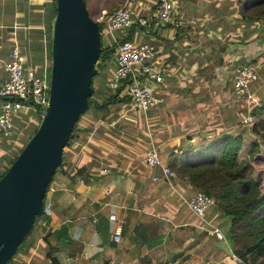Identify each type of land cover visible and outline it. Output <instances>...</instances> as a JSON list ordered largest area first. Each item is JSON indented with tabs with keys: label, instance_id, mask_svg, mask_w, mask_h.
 <instances>
[{
	"label": "crops",
	"instance_id": "crops-1",
	"mask_svg": "<svg viewBox=\"0 0 264 264\" xmlns=\"http://www.w3.org/2000/svg\"><path fill=\"white\" fill-rule=\"evenodd\" d=\"M241 1L175 0L173 22L159 33L142 36L137 26L129 32L117 33L122 39L137 37L157 45V64L166 81L156 86L155 93L162 102L150 111L156 110L152 119L161 125L154 139L159 148L169 146L170 154H164L166 162L163 160L168 165L187 150H199L224 134L245 133L244 128L249 126L244 122L246 114L243 118L227 114L223 123L220 118L209 120L206 112L212 108L211 103L192 100L191 105L185 98L189 96L186 92L195 95V90L202 92L199 86L204 87V79L193 82L191 79L200 65L198 57L189 62L195 51L187 46L192 30L200 37L209 31L242 28L246 31V36L239 38L240 45H244L242 53L230 57L218 68L222 84L214 93L228 113L236 112L239 105L234 100L233 70L257 56L263 57L259 67L264 70V18L255 22L243 20ZM158 2L135 0L136 12L150 15ZM55 10L54 0H0V88L7 80L6 63L15 46L20 47L27 65L37 70L51 61ZM111 42L106 41L105 46ZM104 61L102 69L107 66L111 78L114 52L112 58ZM98 80V87L93 83L95 94L99 95L96 101L104 103L115 93L108 87V81L104 89ZM175 81L185 83L190 90L176 94L170 87ZM254 84L253 96L259 88ZM210 93L214 97L213 90ZM15 133L17 128L10 136L0 133V175L8 167L7 162L12 161ZM95 150L88 152L83 162L76 161L72 152L65 155V164L56 172L46 195L45 214L40 218L44 224L36 223L28 239L29 249L17 252L10 264H52L50 252L60 264H240L234 259L237 247L230 238L229 224L217 206L213 205L204 218L188 207L186 199L199 192L190 183L177 178L173 188L164 179L153 180L154 176L161 178L162 171L147 166L144 158V165L139 166L122 159L114 163L105 150L99 153ZM105 168L107 173L103 172ZM111 213L123 224L119 243L113 240L115 222L109 219ZM214 227L220 228L226 239L210 234L208 230ZM240 258L244 264H251L248 256Z\"/></svg>",
	"mask_w": 264,
	"mask_h": 264
},
{
	"label": "water",
	"instance_id": "water-1",
	"mask_svg": "<svg viewBox=\"0 0 264 264\" xmlns=\"http://www.w3.org/2000/svg\"><path fill=\"white\" fill-rule=\"evenodd\" d=\"M50 97L36 132L0 179V264H9L44 210L56 169L75 124L92 104L102 30L86 0H56ZM30 102V101H29Z\"/></svg>",
	"mask_w": 264,
	"mask_h": 264
},
{
	"label": "built area",
	"instance_id": "built-area-1",
	"mask_svg": "<svg viewBox=\"0 0 264 264\" xmlns=\"http://www.w3.org/2000/svg\"><path fill=\"white\" fill-rule=\"evenodd\" d=\"M176 14L175 0H159L156 9L150 15L136 12L135 0H125L118 8L107 11L97 20L105 25V30L111 36L114 50L115 69L108 81V87L117 91L119 96L131 98L134 106L147 113L162 102L155 93L156 86L166 81L163 70L158 66V48L152 41H143L137 37L122 39L118 32H129L133 27L141 29L142 36H150L159 28H165L173 22ZM45 65V66H44ZM41 69L27 65L26 57L19 46L12 49L10 60L6 63L7 80L0 88V133L10 136L15 127V117L27 110L41 117L50 97L51 62L45 63ZM259 79L258 69L250 63L238 65L234 71V100L253 102L251 88ZM30 101V102H29ZM254 104V105H255ZM262 102H258L260 106ZM30 119L33 117L30 116ZM244 122L248 125L255 123L252 115H247ZM144 162L150 168H160L162 176H154L153 180L164 179L175 188L174 181L178 178L176 172L163 161L159 150L152 146L144 155ZM107 169H103L107 173ZM186 203L196 216L204 218L207 211L214 205L213 198L199 191L187 198ZM109 219L115 222L113 240H122L123 224L116 214H109ZM44 224L43 220L37 221ZM219 239H226V234L218 227L208 230Z\"/></svg>",
	"mask_w": 264,
	"mask_h": 264
},
{
	"label": "rangeland",
	"instance_id": "rangeland-1",
	"mask_svg": "<svg viewBox=\"0 0 264 264\" xmlns=\"http://www.w3.org/2000/svg\"><path fill=\"white\" fill-rule=\"evenodd\" d=\"M124 1L125 0H86V4L91 16L95 20H98L104 10L110 12L111 10L118 8L120 4L122 5ZM100 26L102 30V43L105 45L106 41L111 42L112 39L105 30V25L101 23ZM194 32L195 30L191 31L189 39L190 43L187 45L195 50L194 54L192 53L191 57H189V62L190 60H195L198 57L200 65L196 69L198 75L196 72L191 79L192 82L204 79V87L199 86L198 89H201L202 92H197V90H195V95H192L190 92H186V95H189L187 97L184 96L185 98H188L186 99L187 102L189 100L191 105L192 100H199L200 102L204 101L205 103L208 102V104L211 103L212 108L208 109L206 117L209 120H217L216 118H220V123L224 122L227 114L238 118H243V115L245 114L246 115L244 117H246L249 114L254 117L255 122L260 118H263L264 111L261 110V107H256L259 106V101L264 103V70H261L262 67H259V64H262L261 61H263L262 56H257V59L250 58L246 61L247 63L254 65L256 69H258L259 73V79L255 83L259 85V88L256 89L258 94H254L253 99V102L257 101L256 104L244 101L239 103L238 107H236V112L230 110V113H228V110L225 111L227 108L222 106L216 97V93H214L216 88L219 89V86H221L220 84H222L219 79L218 68L225 65L230 57L239 55L243 51L242 48L244 45H240L241 41H239V38H244L246 36L245 29H226L216 31L215 33H210L209 31L208 33L205 32L203 37L196 35ZM262 33H264V30ZM255 39L256 38L254 37L253 40L255 41ZM110 45L112 46V42ZM50 62L51 61H49V63ZM104 62L105 61H103V63ZM46 63H48V61ZM103 63L102 61L99 63V73L93 81L94 85L98 87V79H100L101 84L105 89V84L109 81L110 74H107V66H103V69H105H102ZM181 63H183V65L184 63L186 64L184 61H181ZM41 67L39 69H41ZM229 75H231V73H229ZM185 81L187 82V80ZM170 87H172V90L176 94L180 95L185 93L184 91L190 90V88H187L185 83H181L180 81L171 83ZM212 90L214 97L210 93ZM113 93H115V91H113ZM96 96L98 97L99 95L94 94V100H96ZM122 97L123 96H118V99H113L107 104L105 110H101L99 112V116L106 114V117L102 120L98 119L95 105L92 104L90 106L79 122V126L82 130H84L81 133L78 132V140L76 139V142H74L70 147L64 149L65 155L72 152L77 158L76 161L81 159V162H83V158L89 154L88 152L91 153L94 149H96L98 153L105 150L108 156L113 158L114 163L115 160L122 159L123 162L128 161L131 165L135 164L139 166L144 165L143 158L145 152L151 145H155L158 147L163 160H166L164 154L167 156L170 154V150L168 149L169 146L164 144L162 145L163 147L159 148V143H157V140L153 137L156 136V132L160 130L159 126H161L152 119V117L157 115H153L156 110L145 113L135 107L133 102L120 100ZM181 99L182 98H180V103ZM99 101H102V98H100ZM212 110L215 111L213 112ZM32 115V111L27 110L25 113L15 117V127L17 128L18 133H15L12 139V159L18 155L21 148L27 143L28 139L33 134L34 129L39 124L41 117L36 115L33 119H29ZM235 124H237V122H235ZM251 127L252 125H249L248 127H245L244 130L249 132ZM253 139H258V137L253 136ZM261 148L264 152V142L262 143ZM244 156L245 154L242 153L241 157ZM110 162L109 164H111ZM9 163L10 162L8 161L6 166H9ZM258 173L263 175L264 178V165L262 167L256 166V174ZM234 250L238 253L235 254L234 259H236L238 263L244 264L240 258L241 254L238 252V249L236 248Z\"/></svg>",
	"mask_w": 264,
	"mask_h": 264
},
{
	"label": "trees",
	"instance_id": "trees-1",
	"mask_svg": "<svg viewBox=\"0 0 264 264\" xmlns=\"http://www.w3.org/2000/svg\"><path fill=\"white\" fill-rule=\"evenodd\" d=\"M54 2L56 15L57 2L56 0ZM240 3V15L243 20L255 22L264 18V0H243ZM160 30L161 28L157 32L159 33ZM114 47L115 44L105 46L102 43L101 56L96 65L97 69L101 61L113 57ZM98 73L99 69L93 80ZM93 83L94 81L92 82V99L96 91ZM120 93L121 89H118L106 102L109 103L115 98L118 99ZM120 100L129 102L131 98L125 96L120 98ZM97 103L101 104L100 102ZM95 107L98 118L104 119L106 114L99 116V112L105 110L106 106L95 105ZM256 107H261V110L264 111V103ZM85 113L80 116L75 124L71 140L66 148L76 141L78 132L81 133L84 130L79 126V122ZM249 133L224 134L218 140L209 142L199 150H187L183 156L175 157L169 166L176 172L178 178L190 183L198 191H204L213 198L214 205L217 206L229 224L230 238L238 248L240 256H248L251 264H264V178L263 175L256 174V166L262 167L264 165V152L261 148L264 142V117L252 124ZM253 136L258 137V139H253ZM242 153L245 154L244 157H241ZM17 156L12 159L10 165ZM64 164L65 152L63 153L62 163L58 166L56 172ZM9 166L2 172L0 179L5 175ZM51 182L48 185V189ZM45 200L46 197L44 198V204ZM44 214L43 210L42 215L36 218L35 225ZM34 228L21 243L18 252L29 249L28 239ZM49 256L52 264H60L58 259L52 256L51 252Z\"/></svg>",
	"mask_w": 264,
	"mask_h": 264
}]
</instances>
